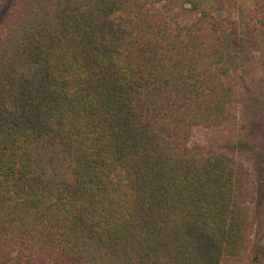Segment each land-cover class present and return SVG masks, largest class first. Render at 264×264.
Segmentation results:
<instances>
[{
	"label": "trees",
	"instance_id": "obj_1",
	"mask_svg": "<svg viewBox=\"0 0 264 264\" xmlns=\"http://www.w3.org/2000/svg\"><path fill=\"white\" fill-rule=\"evenodd\" d=\"M249 20L0 0V264H262L264 94L246 116L236 68L264 73V0Z\"/></svg>",
	"mask_w": 264,
	"mask_h": 264
},
{
	"label": "rangeland",
	"instance_id": "obj_2",
	"mask_svg": "<svg viewBox=\"0 0 264 264\" xmlns=\"http://www.w3.org/2000/svg\"><path fill=\"white\" fill-rule=\"evenodd\" d=\"M192 1V0H186ZM201 5L208 9L210 13L216 18H223L228 12L229 16L233 18L240 30H247L250 24V13L252 7V0H199ZM236 74L239 78L240 93L242 96V103L248 111L255 110L257 98L264 94V73L256 64L254 57H251L243 66L236 68ZM196 138L201 137V132L195 133ZM243 163L248 167L250 174L253 177L254 162L251 157L244 152H237ZM8 264H35L32 260L26 259L22 262H10ZM262 264H264V254L262 256Z\"/></svg>",
	"mask_w": 264,
	"mask_h": 264
}]
</instances>
